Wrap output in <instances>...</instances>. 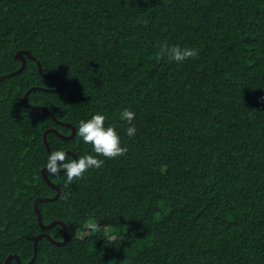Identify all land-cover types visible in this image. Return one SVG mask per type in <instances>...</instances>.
Returning <instances> with one entry per match:
<instances>
[{
    "label": "trees",
    "instance_id": "1",
    "mask_svg": "<svg viewBox=\"0 0 264 264\" xmlns=\"http://www.w3.org/2000/svg\"><path fill=\"white\" fill-rule=\"evenodd\" d=\"M171 44L198 55L157 59ZM20 50L64 84L31 90L61 79L27 55L0 80V264L64 240L34 206L57 194L44 133L70 123L51 151L93 154L78 126L97 112L128 151L70 183L47 175L61 192L42 221L68 240L41 236L31 264H264V0H0V76Z\"/></svg>",
    "mask_w": 264,
    "mask_h": 264
},
{
    "label": "clouds",
    "instance_id": "2",
    "mask_svg": "<svg viewBox=\"0 0 264 264\" xmlns=\"http://www.w3.org/2000/svg\"><path fill=\"white\" fill-rule=\"evenodd\" d=\"M198 50L193 47L181 46L180 44L161 45L156 58H166L171 62L183 63L190 57H196ZM120 120L125 121L129 126L125 129L128 137H134L137 128L132 121L135 118V112L129 108H123L118 113ZM106 116L102 112L92 114L87 119H81L78 126V135L85 144L91 145V153L84 155L68 153L61 148L50 151L44 161V172L46 175H59L63 173L67 182L82 178L87 170L100 168L104 164L103 158H116L123 156L127 151V146L122 144L120 134L113 124H106ZM96 225L88 222L86 229L95 230Z\"/></svg>",
    "mask_w": 264,
    "mask_h": 264
},
{
    "label": "water",
    "instance_id": "3",
    "mask_svg": "<svg viewBox=\"0 0 264 264\" xmlns=\"http://www.w3.org/2000/svg\"><path fill=\"white\" fill-rule=\"evenodd\" d=\"M25 55H27V56L31 57L32 59L36 60L37 65H38V69H39V71L42 73L43 76H45V77H47V78L57 77V78H60V79H61V84H60V86H59L58 88H56V89H47V88H41V87H33V88H31V90H35V89L40 88V89H44V90L55 91V90H60V89L63 87V84H64V80H63V78H62L61 76H59V75H56V74H45V73L43 72V69H42V66H41L39 60H37L34 56H32V54H31L29 51H26V50H20V51H18V52L16 53V58L19 59V60H21V62H22V65L20 66V68H18L17 70H15V71H13V72H10V73H8V74H4V75L0 76V80H2L3 78L9 77V76H13V75L19 73V72L25 67V65H26V58H25ZM29 91H30V90H29ZM29 91H27V92L25 93V95H24V102H25V104H26L27 106H29V107H32V108H42V106H39V105H31V104L28 102V93H29ZM44 109L47 110L46 108H44ZM50 113H51V112H50ZM51 114H52V113H51ZM54 119H55L56 121H58V120L55 118V116H54ZM58 122H60V121H58ZM65 124H66L67 126H69V127L72 128V132H71L70 135H64V134H61V133L58 132L56 129H48V130L45 131V133H44V140H45V144H46V147H47L48 152L51 151L50 146H49L48 141H47V134H48L49 131H51V130L55 131L60 137H62V138H64V139H70V138H72V137L75 135V127H74L72 124H70V123H65ZM66 153L69 154V153H72V152L68 150V151H66ZM42 175H43V177L45 178V180H46V181H47V182H48L53 188H55V189L57 190V194H56L55 196H53V197H38V198L35 200V204H34V206H35V211H36V213H37V215H38L39 223L41 224V226H42L44 229H49L50 227L54 226V225L57 224V223L60 224V225L63 227V230H64V240H63V241H56V240L52 239L51 236H50L49 234H45V233H44V234H41V235L37 236L36 239H35V243H34V256H33V258H32L28 263H22V262L20 261V258H19L18 255H9L8 258H7V260H6V262H5V264H10V261H11L13 258H16V260H17L20 264H31V263L35 260V257H36V254H37L39 239H40V237L43 236V235H46V236H47V237H48L53 243H56V244H58V245L65 244L66 241L68 240V229H67V226H66V224H65L64 222H62V221H52L51 223L45 225V224L43 223V221H42V216H41V212H40L39 207H38V203H39V202H42V201L55 200V199L58 198V196H59V194H60V192H61L59 186L56 185L55 183H53L52 180H51V179L45 174L44 169H42Z\"/></svg>",
    "mask_w": 264,
    "mask_h": 264
},
{
    "label": "rangeland",
    "instance_id": "4",
    "mask_svg": "<svg viewBox=\"0 0 264 264\" xmlns=\"http://www.w3.org/2000/svg\"><path fill=\"white\" fill-rule=\"evenodd\" d=\"M172 177H173L172 175H168L167 178H166V181L172 182L173 181Z\"/></svg>",
    "mask_w": 264,
    "mask_h": 264
}]
</instances>
